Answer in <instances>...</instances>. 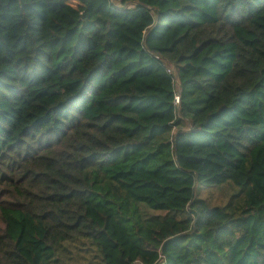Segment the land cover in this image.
<instances>
[{
    "label": "trees",
    "instance_id": "obj_1",
    "mask_svg": "<svg viewBox=\"0 0 264 264\" xmlns=\"http://www.w3.org/2000/svg\"><path fill=\"white\" fill-rule=\"evenodd\" d=\"M0 264H264V0H0Z\"/></svg>",
    "mask_w": 264,
    "mask_h": 264
},
{
    "label": "rangeland",
    "instance_id": "obj_2",
    "mask_svg": "<svg viewBox=\"0 0 264 264\" xmlns=\"http://www.w3.org/2000/svg\"><path fill=\"white\" fill-rule=\"evenodd\" d=\"M233 190L235 191L233 185L227 182L219 187L213 186L208 188H199L197 190V194L201 198L208 200L212 204L223 205L227 201L229 196L233 193L232 192ZM146 214L151 215V214H162V213L146 210Z\"/></svg>",
    "mask_w": 264,
    "mask_h": 264
},
{
    "label": "built area",
    "instance_id": "obj_3",
    "mask_svg": "<svg viewBox=\"0 0 264 264\" xmlns=\"http://www.w3.org/2000/svg\"><path fill=\"white\" fill-rule=\"evenodd\" d=\"M167 72H169L168 70H166ZM173 103L176 104L177 103V96H174L173 98Z\"/></svg>",
    "mask_w": 264,
    "mask_h": 264
}]
</instances>
